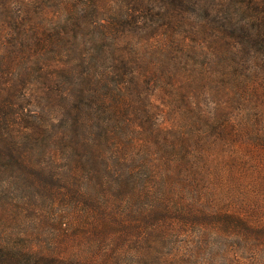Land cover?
I'll list each match as a JSON object with an SVG mask.
<instances>
[{"label": "trees", "instance_id": "trees-1", "mask_svg": "<svg viewBox=\"0 0 264 264\" xmlns=\"http://www.w3.org/2000/svg\"><path fill=\"white\" fill-rule=\"evenodd\" d=\"M0 216V264H264V0H0Z\"/></svg>", "mask_w": 264, "mask_h": 264}, {"label": "rangeland", "instance_id": "rangeland-1", "mask_svg": "<svg viewBox=\"0 0 264 264\" xmlns=\"http://www.w3.org/2000/svg\"><path fill=\"white\" fill-rule=\"evenodd\" d=\"M170 104L174 107L175 110H177L176 102H170ZM0 222H1V216H0Z\"/></svg>", "mask_w": 264, "mask_h": 264}]
</instances>
